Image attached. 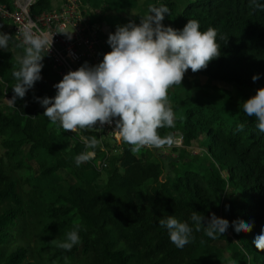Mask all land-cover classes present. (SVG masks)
Segmentation results:
<instances>
[{"label": "trees", "instance_id": "trees-1", "mask_svg": "<svg viewBox=\"0 0 264 264\" xmlns=\"http://www.w3.org/2000/svg\"><path fill=\"white\" fill-rule=\"evenodd\" d=\"M186 1L181 12L174 0L155 5L170 9L162 22L165 26L182 30L192 19L201 31L218 30L221 55L195 73L253 95L264 88V10L249 7V0ZM0 3L11 6L12 0ZM51 5L52 0H38L32 10L40 12ZM18 68L13 54L0 49V102L8 104L7 111L0 109V141L5 148L0 155V264H25L30 257L23 244L27 240L39 264H211L223 260L218 255L225 250L216 245L218 241L226 242L236 261L264 264V251L254 243L264 231V133L256 128L255 118L244 113L241 102L225 104L210 95L203 99L185 95L175 101L174 113L181 110L175 114L176 127L158 132L162 136L179 132L187 145L204 137L219 165L206 173L186 169L163 179L165 171L150 160L148 149L138 156L125 143L116 161L108 148L117 144L100 129H81V136L68 149V137L74 132L53 124L38 100L54 97L57 89L40 79L14 102L13 71ZM257 74L259 79L253 81ZM183 81L195 87L194 80L184 77ZM82 136H95L100 143L94 160L77 166L74 157L91 150L85 148ZM39 152H48L52 159L42 158ZM27 156L36 160L38 174L26 162ZM98 159L111 166L104 182L94 165ZM61 169L75 183L44 194L41 178L54 177ZM229 185L240 195L226 199ZM193 212L204 216L205 223L215 213L229 221V228L214 239L208 237L205 225L195 230ZM172 215L193 227L191 242L183 248H177L159 224ZM234 221L251 224V231L237 233ZM74 222L81 225V242L70 251L59 248Z\"/></svg>", "mask_w": 264, "mask_h": 264}, {"label": "clouds", "instance_id": "clouds-1", "mask_svg": "<svg viewBox=\"0 0 264 264\" xmlns=\"http://www.w3.org/2000/svg\"><path fill=\"white\" fill-rule=\"evenodd\" d=\"M249 7L264 10L259 0H249ZM169 12L166 5H150L139 24L130 20L117 26L116 31L109 34L107 43L111 51L104 55L102 62L94 66L85 62L77 70H70L54 85L57 89L54 97L38 98L45 108L43 115L53 124L59 123L64 131L74 133L78 129H97L98 124L103 127L118 118L119 138L131 146L133 154L145 147H172L176 143L174 135L169 132L162 136L158 132V129L176 127L168 90L182 84L189 69L194 73L205 69L210 61L221 55V46L218 30L209 27L201 31L197 20L189 19L182 30L165 26L162 22ZM56 33L69 38L71 35L63 25L57 26L56 32L50 35L32 20L19 28L15 37L0 31V49L11 52L19 64L13 71L17 81L12 87L14 102L22 99L28 89L42 79V62L53 46ZM252 79L258 80L259 75ZM243 111L255 118L256 128L264 133V88L243 102ZM81 141L91 150L74 157L77 166L94 159V149L100 143L95 136H82ZM190 219L196 231L205 225V234L213 239L229 228V221L215 213L207 223L197 212H193ZM159 224L168 230L170 241L177 248L191 242L193 227L188 222H181L172 215L160 219ZM232 226L237 233L252 228L244 221H234ZM80 229L81 225L74 222L66 238L57 246L70 251L81 242ZM254 243L258 250L264 251V231Z\"/></svg>", "mask_w": 264, "mask_h": 264}, {"label": "rangeland", "instance_id": "rangeland-1", "mask_svg": "<svg viewBox=\"0 0 264 264\" xmlns=\"http://www.w3.org/2000/svg\"><path fill=\"white\" fill-rule=\"evenodd\" d=\"M85 6H89L86 9L85 14L88 15L94 22L101 24L103 29L106 30L107 34L114 33L117 29V26L127 24L130 20L135 21L137 24L141 21V16L148 13L149 6L155 5L157 1L160 0H81ZM177 3V11L181 12L183 8L186 6V0H174ZM10 23L5 22L4 27L0 29V31L4 33H9L13 36L12 31L10 29ZM14 37V36H13ZM43 68L41 70L42 80L49 81L50 84L54 87L57 84V80L55 78V74L52 70L51 59L49 57H44L43 60ZM19 65V64H18ZM54 74V75H53ZM185 78L189 80L195 81V87L190 86L186 82L182 81L180 85H174L168 90V101L173 107L175 101L183 98L185 95L194 96L198 99L208 98L209 95L211 97H219L221 101L225 104L241 102L243 104L244 101L254 96L252 93H249L248 90H243L240 87H237L231 83L219 82V81H210L207 77L196 74L189 69L185 73ZM210 98V97H209ZM0 109L3 111L8 110V104L6 101L0 102ZM175 114L180 115L181 110L175 112ZM97 129L91 130H99L98 125ZM81 129H78L76 133L69 135L68 137V149L73 147L74 143L81 136ZM177 132H173L175 135ZM177 136V135H175ZM174 136V137H175ZM115 144H117L114 148H108L110 156H113L116 161L120 157L122 152V147L125 145V142L115 136ZM106 141V140H103ZM104 145V144H103ZM106 147V146H105ZM104 147L106 152L108 150ZM144 149H148L151 153L150 160L154 162H159L164 171L165 175L163 179L166 178V174L171 173H183L186 169H192L195 171H199L201 173H206L211 170L214 164L217 162L211 156L208 151V148L205 143L204 137H199L195 141H193L190 145L184 144L182 146H172L165 147L164 149H155V148H142L140 152L135 153L138 156H141ZM5 151L4 145L2 141H0V155ZM39 156L42 158L52 159L51 155L48 152H39ZM94 160V159H92ZM26 162L28 164H32L34 168L35 174L39 173L38 164L36 160L30 156L26 157ZM94 165L101 170V178L100 182H104L107 177V171L110 169V165L107 160L98 159L94 161ZM219 165V164H216ZM26 172L25 174H27ZM222 174L225 178L228 177V172L226 169H222ZM42 190L45 192H54L55 189H58L59 186L66 187L67 184L71 185L75 183L74 177L65 169H61L58 171L54 177L41 178ZM240 195V190L235 188L234 186L229 185L225 194V198L228 199L230 197H236ZM224 218V217H223ZM30 250V257L25 262V264H39L38 260L35 257V253L31 246V243L27 240L23 242ZM219 247H221L224 253H219L223 258V260H213L211 264H251L250 260L248 263L238 262L231 256V251H229L226 247V242L218 241L216 243ZM217 257V256H216ZM215 258V257H214ZM209 264V263H206Z\"/></svg>", "mask_w": 264, "mask_h": 264}, {"label": "built area", "instance_id": "built-area-1", "mask_svg": "<svg viewBox=\"0 0 264 264\" xmlns=\"http://www.w3.org/2000/svg\"><path fill=\"white\" fill-rule=\"evenodd\" d=\"M38 0H12L11 6L0 3V21L10 23L13 36L19 28L22 29L29 20L38 23L39 27L49 34H54L57 26L63 25L71 33L68 35L56 33L53 37V46L46 57L51 59V66L59 82L70 70H77L85 62L89 65H97L103 61L104 55L111 51L107 43L109 35L103 27L92 21L85 11L81 0H52L50 8L40 12H33V6ZM116 119L111 124H105L100 130L106 136L116 140L119 133L116 128ZM177 135V136H175ZM174 146L185 144L183 135L175 134Z\"/></svg>", "mask_w": 264, "mask_h": 264}, {"label": "water", "instance_id": "water-1", "mask_svg": "<svg viewBox=\"0 0 264 264\" xmlns=\"http://www.w3.org/2000/svg\"><path fill=\"white\" fill-rule=\"evenodd\" d=\"M4 27L3 22L0 21V29Z\"/></svg>", "mask_w": 264, "mask_h": 264}, {"label": "crops", "instance_id": "crops-1", "mask_svg": "<svg viewBox=\"0 0 264 264\" xmlns=\"http://www.w3.org/2000/svg\"><path fill=\"white\" fill-rule=\"evenodd\" d=\"M101 25V24H100ZM102 26V25H101ZM103 27V26H102ZM106 32V30H104ZM107 33V32H106ZM109 35V34H108Z\"/></svg>", "mask_w": 264, "mask_h": 264}]
</instances>
